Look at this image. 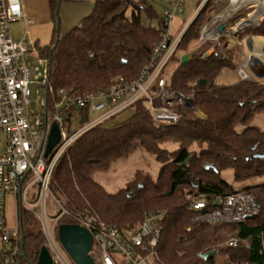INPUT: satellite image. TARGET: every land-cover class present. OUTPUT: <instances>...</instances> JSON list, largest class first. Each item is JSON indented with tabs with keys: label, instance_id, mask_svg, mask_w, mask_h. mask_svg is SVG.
<instances>
[{
	"label": "trees",
	"instance_id": "16d2710c",
	"mask_svg": "<svg viewBox=\"0 0 264 264\" xmlns=\"http://www.w3.org/2000/svg\"><path fill=\"white\" fill-rule=\"evenodd\" d=\"M59 1L49 0L56 24L52 42L36 44L38 55L48 62L50 87L55 91L75 87L84 95L108 89L118 77L128 82L139 77L162 40L164 28L163 16L151 0H96L92 13L62 36L55 16ZM210 1L188 27L176 52L191 54L193 59L171 78L173 90L193 95L203 117L188 111L177 125L160 126L153 122L145 102L139 101L131 111L87 131L72 145L54 170L51 190L66 198L70 211H91L125 233L136 231L144 213L166 212L158 247L162 264H217L218 254L229 260L226 264H264V158L254 157L264 155V130L254 125L264 116V83L242 80L227 87L216 83L223 69L238 68V60L223 40L196 45L204 24L211 20L210 12L216 9ZM257 5L264 7V2ZM249 10L239 11L226 22L229 28L238 21L226 36L239 43L240 31L259 23L241 38L259 37L264 51V9ZM211 49L212 55L205 58ZM79 115V127L90 121L88 111ZM166 144H175L177 149H164ZM139 148L160 164L157 177L138 171L115 194L95 181L96 172L109 170ZM207 164L217 172L207 169ZM228 170L234 174L232 184L222 177ZM254 181L260 182L249 184ZM233 193L254 196L259 213L239 225L195 221L198 214L190 209L192 198L204 197L205 212H214L221 209L216 199ZM18 210L23 243L17 264H37L46 245L43 231L35 228V216L21 201ZM72 223L64 217L59 226ZM227 231L238 232L237 247L226 246ZM213 251L215 255L201 257ZM9 257V251H1L0 264Z\"/></svg>",
	"mask_w": 264,
	"mask_h": 264
},
{
	"label": "built area",
	"instance_id": "2783aa9c",
	"mask_svg": "<svg viewBox=\"0 0 264 264\" xmlns=\"http://www.w3.org/2000/svg\"><path fill=\"white\" fill-rule=\"evenodd\" d=\"M209 1L200 2L194 18ZM232 2L227 0V6L222 7L221 13L212 16L204 24L200 35L202 43L218 42L220 37L223 39L226 30L220 36L217 27L226 24L235 13L251 4H245L244 0H238L235 5ZM183 5L184 0L170 2L173 10L164 12L162 40L155 46L149 63L137 79L128 82L118 77L108 89L83 95L75 87L56 91L50 87L47 60L40 57L47 64L45 75L32 64L33 54L37 52L36 45L28 40L27 35L17 42L11 35V24L26 20L22 0H0V243L1 251L7 250L10 253L5 264L18 263L21 244L19 226L7 225V198L19 197L21 203L27 206L32 194L38 208L34 213L41 221L45 246L54 264H70L56 237L59 222L64 217L70 218L74 222L72 224L82 226L92 235L90 255L94 264H116L114 256L123 258L125 264H162L158 247L166 212L144 213L136 231L125 233L105 223L91 211H70L66 198H57L53 194L51 182L60 159L84 133L131 111L139 101L145 102L156 125H177L188 111L199 116L193 95L173 90L171 79L165 76L167 65L175 57L192 23L176 38L170 35L174 16L181 12ZM214 5L220 6V2L216 1ZM26 24L30 25V22L26 20ZM34 93L35 98L32 99ZM85 110L89 115L101 113L79 127V112ZM55 124L61 130V140L50 156L45 158L50 133ZM49 196L54 198L60 210L54 217L48 213ZM216 202L220 210L205 212L208 206L206 199L192 198L190 209L198 214L195 221L217 226L239 225L259 213V204L250 194L233 193L217 198ZM238 244V232L235 231L226 246L235 248Z\"/></svg>",
	"mask_w": 264,
	"mask_h": 264
},
{
	"label": "rangeland",
	"instance_id": "374dc122",
	"mask_svg": "<svg viewBox=\"0 0 264 264\" xmlns=\"http://www.w3.org/2000/svg\"><path fill=\"white\" fill-rule=\"evenodd\" d=\"M202 0H184V5L181 8L180 13H176L174 16V20L170 26V35L173 38H176L180 32L186 28L189 23L192 21V19L195 16V13L198 9V5L200 4ZM219 1L220 6H215L214 2ZM247 1V0H246ZM264 0H262L263 2ZM96 0H84L81 3H71L67 2L65 0H61L60 6H59V13H58V19L60 21V27L59 32L60 35L66 34L71 28L77 27L76 25L78 23H81L82 19L85 17V14L92 11V8L95 4ZM155 10L160 16L164 15V12L166 10L172 11V7L170 6L168 0H151ZM211 5L215 7V10H212L209 14V16L212 18V16L221 13L222 9L227 6V0H211ZM258 1L254 0V3H251L244 7L242 10H249L250 13L256 11V9H264L263 6L257 5ZM223 7V8H222ZM240 10V11H242ZM232 11V10H231ZM239 12V11H238ZM237 12V13H238ZM250 13L247 14V16L244 18H248ZM236 14V13H235ZM234 14V15H235ZM233 15V16H234ZM232 16V17H233ZM39 17V16H38ZM238 22V21H237ZM259 23H257L258 25ZM255 25V26H257ZM221 25L217 27V30L219 29ZM252 26V27H255ZM250 27V28H252ZM56 28V24L53 20H48L46 22H39V20H34V22H31L30 25H27L26 22L20 21L15 22L11 24V35L14 41H20L22 40L26 35L28 37V40L33 43L37 44L39 46H48L53 40V34L54 30ZM232 28V27H230ZM229 28V29H230ZM72 30V29H71ZM247 30V29H246ZM28 32V34H27ZM220 36H222V33ZM224 34H229V32L226 30ZM242 36V35H241ZM238 37L239 43L233 42L231 39L225 40L220 37L219 40H223L227 43V49L233 50L235 52V56L238 60V68L236 70L232 69H223L218 77L216 78V83L219 86L227 87L231 85H235L240 81L239 71L241 67L243 68L247 64V56H248V46L246 44L247 38L249 36L256 37L253 35H248L246 37L241 38ZM259 38V37H257ZM263 40V39H262ZM264 41V40H263ZM210 43V42H208ZM207 44V43H206ZM197 46H202L204 43H202L199 39V42L196 44ZM213 50H209L208 52H212ZM263 51V46H262ZM264 53V51H263ZM180 55L182 54H176V56L169 62L165 69V76L168 79H171L176 70L180 67ZM32 64L39 67L41 72L45 75L47 72L46 68V61L40 59V56L38 55V52L33 54ZM243 65V66H242ZM251 77V81H258L256 80L249 69H246ZM238 71V73H237ZM242 81V80H241ZM259 82L264 83V80H259ZM35 98V93L32 99ZM33 109H36L33 107ZM101 112L96 113H90L89 120L92 121L95 118H97L100 115ZM198 117H203L202 113H198ZM190 116V115H188ZM254 125L259 126L264 130V116L260 117L259 119H256L254 121ZM74 125H72L73 127ZM76 126V124H75ZM164 149H167L169 151H174L177 149V146L175 144H166L163 146ZM160 169V164L156 161V159L148 154L144 149L139 148L131 157L128 159H120L116 162H114L109 170L106 171H99L96 172L94 175L95 181L101 185L108 193L115 194L119 190L126 188L129 182H131L136 174V172L141 171L150 174L153 178L157 177ZM223 179H225L229 183L234 182V174L231 170L225 171L222 173ZM260 181H254L249 184L254 185L259 183ZM53 194L59 198L54 192ZM7 208L10 209V211L13 209L14 200L12 197L8 198ZM20 201V198H17V218L19 219V210H18V203ZM36 198L32 194L29 196V203L28 205H24L23 207L26 208L28 211H30L36 219L35 222V228L42 230V224L40 219L37 217V215L34 213V211H37L38 208L35 205ZM48 213L50 217H54L59 213V208L52 196L48 197ZM9 211V210H8ZM7 214V209H6ZM233 232H224V234L230 239L231 234ZM57 240L60 244L61 250L67 260L70 264H75L73 260L70 258V256L67 254L65 249L62 247L58 233H57ZM228 243V242H227ZM226 243V245H227ZM114 260L116 264H125L124 259L120 258L118 256H114ZM228 263V259L217 255V264H226Z\"/></svg>",
	"mask_w": 264,
	"mask_h": 264
},
{
	"label": "water",
	"instance_id": "95a60500",
	"mask_svg": "<svg viewBox=\"0 0 264 264\" xmlns=\"http://www.w3.org/2000/svg\"><path fill=\"white\" fill-rule=\"evenodd\" d=\"M58 13H59V8L55 12L56 22H58ZM252 26H247L242 31H240L238 37H240L246 29ZM225 30H227V25L223 24L219 27L218 32L223 33ZM224 39L227 40V38L225 37ZM251 39H253V37L251 36L247 38L246 44L248 48ZM212 53L213 51L208 52L205 55V58L210 57ZM192 59L193 56L191 54L182 55L180 57V66L187 65ZM248 69L256 80L258 81L264 80V62L261 59L253 58V63L249 65ZM201 84L203 85L204 81H202ZM60 140H61V130L59 126L55 124L52 127L50 133V137L45 152V158H48L50 156L52 151L59 144ZM254 157L264 158V155L260 153H256ZM205 167L207 169H212L217 172L214 165L207 164ZM58 237L62 247L65 249V251L67 252V254L70 256V258L73 260L75 264H94V259L90 255L93 246V238L88 230L77 224H62L58 228ZM20 241L22 245L23 243L22 232H21ZM215 253L216 252L213 251L211 253L204 254L201 257L203 259H207L208 257L215 255ZM37 264H54L53 257L46 246L42 248Z\"/></svg>",
	"mask_w": 264,
	"mask_h": 264
},
{
	"label": "crops",
	"instance_id": "0c3cea01",
	"mask_svg": "<svg viewBox=\"0 0 264 264\" xmlns=\"http://www.w3.org/2000/svg\"><path fill=\"white\" fill-rule=\"evenodd\" d=\"M71 3H81V2H71ZM22 5H23V10H24L25 16H26V20L29 21L30 24H31V22H34V20H39V22H46L48 20H53L49 0H22ZM94 6H95V4H94ZM94 6L92 8V11L94 9ZM92 11L85 14V17L82 19V21L85 18H87L92 13ZM26 20H24V21L26 22ZM21 21H23V20H21ZM80 24L81 23H78L76 26H79ZM73 28H71V29H73ZM68 32H66V33H68ZM237 73H238V71H237ZM241 80L242 79L240 76V81ZM9 197L13 198L14 205H13V209L11 211L9 208H7V216H6L7 217V225L9 227H16V226H19V219L17 218V197L16 196H9ZM8 198H7V200H8ZM7 203H8V201H7ZM1 249H2V247H1V243H0V252H1Z\"/></svg>",
	"mask_w": 264,
	"mask_h": 264
},
{
	"label": "bare ground",
	"instance_id": "6f19581e",
	"mask_svg": "<svg viewBox=\"0 0 264 264\" xmlns=\"http://www.w3.org/2000/svg\"><path fill=\"white\" fill-rule=\"evenodd\" d=\"M232 1H233L232 2L233 5L237 4V2H238V0H232ZM257 1H262V0H257ZM244 3L245 4L246 3H254V0H247V1L244 0ZM224 37L227 38V36H224ZM227 40H228V38H227ZM262 46H263V42L261 40H258L256 37H254L253 39L250 40L249 48H248L247 64L243 68L241 67V69L239 71V75L241 76V79L251 80L250 74L246 69L249 67L250 64L253 63V58H259L264 62V53L262 51Z\"/></svg>",
	"mask_w": 264,
	"mask_h": 264
}]
</instances>
